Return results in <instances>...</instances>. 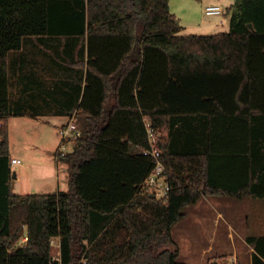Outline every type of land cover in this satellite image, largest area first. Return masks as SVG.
Wrapping results in <instances>:
<instances>
[{
    "label": "trees",
    "instance_id": "1",
    "mask_svg": "<svg viewBox=\"0 0 264 264\" xmlns=\"http://www.w3.org/2000/svg\"><path fill=\"white\" fill-rule=\"evenodd\" d=\"M227 10L228 30L181 34L169 0H0V264H189L173 235L188 206L264 198V0ZM42 35L87 40L82 136L59 156L67 190L17 194L8 58ZM147 124L164 132V198L142 188ZM246 242L264 264V234Z\"/></svg>",
    "mask_w": 264,
    "mask_h": 264
},
{
    "label": "crops",
    "instance_id": "2",
    "mask_svg": "<svg viewBox=\"0 0 264 264\" xmlns=\"http://www.w3.org/2000/svg\"><path fill=\"white\" fill-rule=\"evenodd\" d=\"M169 1L171 10L179 17V8L173 10ZM183 1L189 3L193 0ZM223 8L224 15L228 12L231 15L232 10ZM87 44V40L78 37L28 36L24 38L21 49L9 53L10 99L13 108L20 113L8 120L11 160L16 159L11 163L17 183L13 188L17 194L53 193L68 189V164L56 156V151L61 144V129L76 114L86 85ZM74 145L67 151H72ZM42 160H48V167L41 164ZM33 161H38L39 165H34ZM24 177L28 180L24 181ZM202 198L193 204L189 222L185 217L177 223L174 239L186 235L191 246L200 252L198 257H208L214 251L223 253L225 249H233L236 253L235 246L227 243L246 240L250 234L249 198L229 197V200L219 201L227 213L219 208L217 214L220 216L216 218L214 215L215 218L211 219V232L208 225L203 227L201 224L207 222V217L200 213ZM208 232L214 237H211L213 244L200 245V242L207 243ZM215 243L220 245V250H216ZM246 248H250L251 256L246 264H252L253 248L249 244ZM237 255L234 259L236 264Z\"/></svg>",
    "mask_w": 264,
    "mask_h": 264
},
{
    "label": "rangeland",
    "instance_id": "3",
    "mask_svg": "<svg viewBox=\"0 0 264 264\" xmlns=\"http://www.w3.org/2000/svg\"><path fill=\"white\" fill-rule=\"evenodd\" d=\"M201 1V2H200ZM235 0H193L189 1V3H184L183 0H171L172 9L175 10V8H179L180 13L179 14V23L182 26L181 34H190V33H196L197 34H205L210 35L217 32L226 31L229 29L230 26V15H207L204 12L205 6L207 4H220L221 6L228 9L229 6H231V3H234ZM188 4V5H187ZM180 7H179V6ZM186 5L187 7H184ZM189 6V7H188ZM228 11V10H227ZM177 16V14H176ZM218 20V23L216 22ZM203 24L201 27L200 25ZM217 28V29H215ZM74 116V115H73ZM76 117V116H75ZM77 123L82 126V121L76 117ZM162 133H164L162 131ZM73 143H69L67 146V150L72 148ZM45 162V163H44ZM48 160L41 161L42 165H45L48 167ZM21 163V161H20ZM34 165H39L38 161H33ZM20 166H18L19 168ZM14 171L13 170V187L16 188V177H14ZM28 180L27 177H24V181ZM16 185V186H15ZM157 189V188H156ZM162 190L157 189V196H162ZM229 197H219V196H203V200L200 203V213L207 217V222L201 224L204 226L208 225L209 227L213 224V220L215 217L214 215L219 217L220 215L217 214L218 210L221 209L222 212H226V209L224 207H220V203L224 202V200H229ZM234 199V198H233ZM249 205H250V211H249V225H250V234L259 235L264 234V198H249ZM220 208V209H219ZM193 209L194 206L190 205L186 208L187 216L193 215ZM198 211V210H197ZM224 215V214H223ZM222 215V216H223ZM189 222V217L187 218ZM183 221V220H182ZM186 221V219H184ZM208 221L211 223L209 224ZM179 228V227H177ZM211 230H213V227H210ZM208 232L206 239V242H200V245L208 244L209 242H212V239L214 238L212 234ZM212 237V239H211ZM188 237L185 236H176V241L180 250V255L178 257V261L180 262H186L189 264H236L234 262L235 254L237 258V264H246L247 261L251 260L250 256V248H246V240H236L235 242L231 243L228 242L227 245L235 246L236 253L233 251V249L230 250H223L225 252H212L210 256L208 257H198L199 251L194 249V246H191V242L188 241ZM26 240L25 238L19 240L17 242L21 243L22 241ZM218 242V241H217ZM60 240L58 237H55L53 240V255L55 257L60 256ZM213 244V242H212ZM216 250H220V245L218 243H215ZM227 251V252H226Z\"/></svg>",
    "mask_w": 264,
    "mask_h": 264
},
{
    "label": "built area",
    "instance_id": "4",
    "mask_svg": "<svg viewBox=\"0 0 264 264\" xmlns=\"http://www.w3.org/2000/svg\"><path fill=\"white\" fill-rule=\"evenodd\" d=\"M207 15H223L225 10L219 4L207 5L204 9ZM149 138L151 141V148L145 149L144 154L151 155L155 158L156 164L152 172L146 177L142 183L143 189H148L154 191L157 195V189L162 190V196L159 198H164L169 189L170 184L165 172V167L163 162L159 159L161 150L156 146L158 137L162 135L161 129H155L150 124H147ZM82 136L81 126L77 123L75 115L70 118V120L61 129V144L59 145L56 156H64L67 151V146L69 143H75ZM16 159H12L11 163H15ZM157 188V189H156Z\"/></svg>",
    "mask_w": 264,
    "mask_h": 264
},
{
    "label": "water",
    "instance_id": "5",
    "mask_svg": "<svg viewBox=\"0 0 264 264\" xmlns=\"http://www.w3.org/2000/svg\"><path fill=\"white\" fill-rule=\"evenodd\" d=\"M249 27L250 28H253V24L252 23H249ZM16 175H15V173H14V177H15ZM153 196H154V194H153Z\"/></svg>",
    "mask_w": 264,
    "mask_h": 264
},
{
    "label": "bare ground",
    "instance_id": "6",
    "mask_svg": "<svg viewBox=\"0 0 264 264\" xmlns=\"http://www.w3.org/2000/svg\"><path fill=\"white\" fill-rule=\"evenodd\" d=\"M78 64V63H77ZM79 64H80V62H79ZM82 65V64H81ZM83 66H84V63H83Z\"/></svg>",
    "mask_w": 264,
    "mask_h": 264
}]
</instances>
